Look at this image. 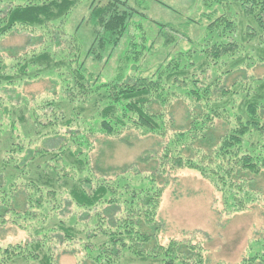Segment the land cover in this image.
Segmentation results:
<instances>
[{"label": "trees", "instance_id": "obj_1", "mask_svg": "<svg viewBox=\"0 0 264 264\" xmlns=\"http://www.w3.org/2000/svg\"><path fill=\"white\" fill-rule=\"evenodd\" d=\"M81 2L0 0V38L23 30L49 40L30 57L13 53L9 60L16 69L0 59V93L47 72L70 83L64 95L69 105L48 99L30 110L19 96L12 105L21 112L19 130L11 120L4 133L2 118L10 109H0V230L12 225L28 237L25 244L0 247V264H59L55 246L72 242L83 244L89 264H206L200 246L175 240L160 245L151 213L181 170L209 181L229 214L264 203V74H255L264 70V0H201L207 10L179 27L149 19L164 45L183 41L190 49L165 58L149 77L111 83L94 76L89 62L106 65L129 39L134 19L146 15L130 0H95L83 19L94 32L84 51L75 38L80 25L73 34L66 29ZM193 28L205 29L198 40L189 34ZM65 41L76 49L60 57L50 51ZM185 94L190 105L180 121L174 105ZM90 104L97 127L89 124ZM25 111L32 114L26 118ZM132 130L160 141L157 151L112 172L125 182L120 184L108 178L113 169L92 164V138L121 139ZM129 176L143 183L132 189ZM245 264H264V254Z\"/></svg>", "mask_w": 264, "mask_h": 264}, {"label": "rangeland", "instance_id": "obj_2", "mask_svg": "<svg viewBox=\"0 0 264 264\" xmlns=\"http://www.w3.org/2000/svg\"><path fill=\"white\" fill-rule=\"evenodd\" d=\"M81 1L69 17L66 29L69 34H73L80 25V31L75 33L77 35L75 38L83 46V50L87 51L94 39V32L89 25L83 22V19L89 16L91 4L95 0ZM102 2L105 3L106 0ZM128 5L143 12L146 18L134 19L130 27L129 39L126 41L124 39L106 65L104 62H89L88 70L94 76L100 75L102 83L118 82L119 79L138 75L149 77L165 58H172L181 49L186 51L190 49L183 41L176 46L164 45L158 35L160 29L152 25L149 19L179 27V24L184 25L185 19L198 18L202 11L207 10L202 6L201 0H130ZM201 28H193L194 30L189 33L194 40H198L203 35L205 29ZM44 35L45 33L40 31L30 33L18 30L12 35L0 38V59L5 60L10 68L15 67L16 69L14 62H10L11 55L14 53L30 57L33 52L44 51L49 42ZM143 36L146 40L142 38ZM76 45V43L69 44L65 41L61 48H56L55 45L49 48L54 55L57 54L60 57L62 53L67 52L68 48L75 50ZM127 49H131L129 53ZM141 49L142 52L137 54V51ZM170 52L171 55H169ZM135 66L138 68L136 71L133 70ZM122 73L124 74L120 77ZM255 74L261 76L264 70H256ZM44 76L17 85L16 88L10 87L7 93H4L5 91L0 93L2 104L0 109L5 107L10 109L8 116L0 117L6 124L2 129L4 133L6 129L11 131V120L16 123L18 130L20 128L21 112L14 110L12 106L21 100L18 99L19 96L25 98L22 102L29 105L30 110L48 99L63 101L69 105L67 97L64 96L67 88L70 87L69 80L55 72H47ZM184 97H187L186 94L179 96L180 100L175 101L177 104L174 105L176 118L180 121L183 120L189 103V99L185 100ZM88 106L87 114L91 117L90 124L93 122L96 111L91 104ZM29 111H25L26 118L27 113L32 114ZM61 112L69 114L71 110L63 108ZM96 123L97 121L93 122V126L97 127ZM139 135L140 132L132 130L123 135L125 139L104 135L92 138L93 146L89 152L93 158L92 164L95 165L97 161L102 163V166L113 169L108 172V175L111 174L108 178L124 184L125 182L116 179L112 172L118 170L120 173L125 167H130L146 151L158 150V147L155 148L160 141L158 137L150 135L149 138H142ZM38 141L43 142L39 139ZM174 174L175 179L170 186L168 185L157 210L151 213L152 217L156 216V221L160 226L158 237L160 245L168 246L171 241L175 240L200 246L204 250L206 264H245V261L253 254H264V203L261 202L254 208L241 213L229 214L221 203L220 194L201 174L189 170H181ZM125 181L129 182L132 189L138 188L143 183L136 176H129ZM259 186L264 196V184L260 183ZM262 200L264 201V197ZM143 224L145 229L151 227L148 222ZM27 239L26 233L17 230V227L12 225H7L0 230V247L25 244ZM55 247V257L58 256L59 264H89L85 258L83 244L72 242L64 248Z\"/></svg>", "mask_w": 264, "mask_h": 264}]
</instances>
